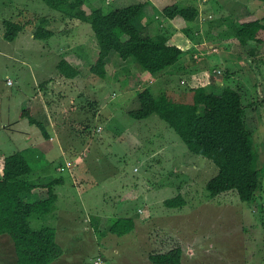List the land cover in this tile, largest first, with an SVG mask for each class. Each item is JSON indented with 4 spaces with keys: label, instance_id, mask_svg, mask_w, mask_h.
<instances>
[{
    "label": "rangeland",
    "instance_id": "rangeland-1",
    "mask_svg": "<svg viewBox=\"0 0 264 264\" xmlns=\"http://www.w3.org/2000/svg\"><path fill=\"white\" fill-rule=\"evenodd\" d=\"M137 3L146 5L151 31H169L170 42L185 51L165 80L147 79L134 64L121 70L117 53L118 61L108 59L106 80L93 76L98 46L89 24L63 18L42 0H0V176L4 159L23 152L32 168L26 179L39 188L24 200L47 196L39 184L64 181L54 188L65 206L59 222L50 215L31 218L35 230L57 228L63 254L53 264H153L150 254L176 248L182 250L181 264H264V42L243 45L238 36L241 22L264 23V3L85 0L84 9L109 13ZM175 4L196 7L197 19L166 20L163 10ZM43 18L57 35L40 41L33 36ZM5 20L27 24L13 42L3 39ZM61 60L81 69L80 80L58 72ZM149 87L175 101L188 100L197 87L241 93L259 155L260 188L250 203L235 191L211 197L207 184L218 169L210 160L191 153L158 115L139 121L126 114L137 109L138 93ZM130 98L132 104L120 107ZM24 110L43 124L48 146L39 127L21 118ZM176 197L184 204L166 207ZM119 218L132 220L133 231L111 233ZM7 262L17 264L14 243L1 238L0 264Z\"/></svg>",
    "mask_w": 264,
    "mask_h": 264
},
{
    "label": "trees",
    "instance_id": "trees-1",
    "mask_svg": "<svg viewBox=\"0 0 264 264\" xmlns=\"http://www.w3.org/2000/svg\"><path fill=\"white\" fill-rule=\"evenodd\" d=\"M42 1L60 12L63 18L91 26L97 40L98 58L90 72L102 80L108 77L106 67L112 53H117L126 67L134 64L142 75H147V79L160 78L162 73L175 67L185 56L180 46L170 42L169 31H151V21L144 3L104 13L101 8L87 12L84 9L85 0ZM257 1L264 3V0ZM163 13L168 21L181 18L190 23L197 19L199 11L196 7L175 4L165 8ZM49 23L52 22L48 18L38 21L34 39L42 41L55 36L54 31L46 28ZM4 24V39L10 42L27 26L6 20ZM262 32L264 23L254 18L240 23L238 36L243 45L247 41H255L260 45L264 42V38H260ZM250 53L255 57L256 52ZM113 58L117 60L115 56ZM57 69L65 78L82 76V72L66 60H61ZM190 91L188 100L181 97L185 103L165 94L155 96L152 88H146L137 95V109L129 111L128 115L139 121L158 115L177 133L191 153L210 160L218 169L217 175L207 184L211 197L235 191L242 202L250 203L260 188L257 169L259 155L245 122L246 107L241 93L230 87L224 88L219 95L207 91L205 87L191 88ZM185 96H188V91ZM26 117L31 125H37L45 138L49 139L43 124L30 116L27 110L21 114V118ZM31 173L32 168L23 152L4 159L0 176V236L7 235L14 243L17 264H53L63 254L57 242V231L51 227L35 230L31 218L35 215L45 217L54 211L58 201L54 188L64 181L55 179L48 184H39L47 189V196L30 203L24 200V196L36 194L39 189L26 179ZM183 204L179 197L165 201L166 207L170 209ZM133 229L132 220L119 218L110 225L109 231L123 236ZM149 259L153 264H181L182 250L176 248L166 253L150 254Z\"/></svg>",
    "mask_w": 264,
    "mask_h": 264
},
{
    "label": "crops",
    "instance_id": "crops-1",
    "mask_svg": "<svg viewBox=\"0 0 264 264\" xmlns=\"http://www.w3.org/2000/svg\"><path fill=\"white\" fill-rule=\"evenodd\" d=\"M58 18V17H57ZM57 22V19L55 20V23ZM169 27H171V29L172 28H174L172 25L171 26H169ZM173 30V29H172ZM174 30H175V28H174ZM53 31V30H52ZM177 31V30H176ZM55 32V31H54ZM60 32V31H59ZM55 35H57V32H55ZM34 37V36H33ZM55 37V36H54ZM1 38H3V37H1ZM4 39V38H3ZM183 60V59H182ZM181 60V61H182ZM70 63V62H69ZM109 64V63H108ZM108 64H107V66H108ZM179 64V63H178ZM117 65H119L120 66V68H121V70L124 68V67H126V66H124L122 63L121 64H116V66ZM175 67H177V65L175 66ZM171 69H174V67L173 68H171ZM79 70L81 71V69L79 68ZM82 72V71H81ZM174 71H172V70H167L166 72H165V74H163L160 78H156V80L157 81H160V80H165L166 79V77H167V75L168 74H170V76H173L171 73H173ZM84 73L82 72V75H83ZM119 75V72H114L113 73V77L114 78H116L117 76ZM109 77V76H108ZM81 78V77H80ZM165 78V79H164ZM51 79V78H50ZM112 79V78H111ZM154 79V78H153ZM77 80H80L79 78H77ZM155 80V81H156ZM9 83V82H8ZM7 83V84H8ZM8 85H10V84H8ZM13 85V84H12ZM126 95H127V92H126ZM132 102H133V99L132 98H130V99H127V101L124 103V104H120V107H121V105L122 106H129L130 104H132ZM113 103H116V102H113ZM27 103H25V105H26ZM29 104V103H28ZM86 107H88V106H86ZM28 108V107H27ZM26 109V108H25ZM103 110H108V107L105 105V106H103ZM25 111V110H24ZM117 111V110H116ZM109 113H110V110H109ZM115 113V112H114ZM128 111H126V114L128 115ZM21 116V115H20ZM129 116V115H128ZM50 141H48V139L47 140H44V142L42 143V144H45L46 146H48V143H49ZM46 154V153H45ZM47 155V154H46ZM55 193H56V195H57V197H58V201H57V203H56V206H55V209H54V211L50 214V216L51 217H53L57 222H59V218H60V215L59 214H61V211H63V209H65V206H63V207H61L62 205H63V198H61V194H58V192H56V189H55ZM31 225H32V222H31ZM52 228H54V229H56V231H57V228L54 226V227H52ZM2 238V240L3 239H10L9 237H6V236H0V239ZM12 263V262H11ZM7 264H9V262H7ZM14 264V263H13Z\"/></svg>",
    "mask_w": 264,
    "mask_h": 264
},
{
    "label": "built area",
    "instance_id": "built-area-1",
    "mask_svg": "<svg viewBox=\"0 0 264 264\" xmlns=\"http://www.w3.org/2000/svg\"><path fill=\"white\" fill-rule=\"evenodd\" d=\"M8 84H12V83L9 82Z\"/></svg>",
    "mask_w": 264,
    "mask_h": 264
}]
</instances>
